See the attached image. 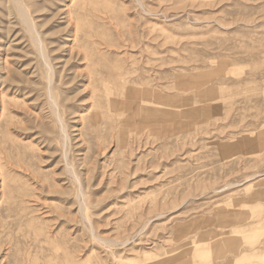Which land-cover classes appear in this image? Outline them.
Listing matches in <instances>:
<instances>
[{
	"label": "rangeland",
	"instance_id": "1",
	"mask_svg": "<svg viewBox=\"0 0 264 264\" xmlns=\"http://www.w3.org/2000/svg\"><path fill=\"white\" fill-rule=\"evenodd\" d=\"M20 1L0 264H264V0Z\"/></svg>",
	"mask_w": 264,
	"mask_h": 264
},
{
	"label": "bare ground",
	"instance_id": "2",
	"mask_svg": "<svg viewBox=\"0 0 264 264\" xmlns=\"http://www.w3.org/2000/svg\"><path fill=\"white\" fill-rule=\"evenodd\" d=\"M12 2H13V4H14V9H15V11H16V13H17V15H18V17H19V19H20V21L25 25V27H26V29H27V32H28V34H29V36H30V40H31V42H32V44H33V46L36 48V50L38 51V53L42 56V58H41V60H44L45 61V64H48V62H47V57H45V54H44V50H43V44H42V41H41V39H40V36H39V34H38V32L36 31V29H35V26L33 25V23H32V21H31V19L29 18V16H28V14H27V11H26V7H25V5L20 1V0H12ZM6 3V2H5ZM21 23V24H22ZM31 42H30V44H31ZM47 58V59H46ZM41 63V62H40ZM50 64V63H49ZM43 68H45V67H43ZM47 68V67H46ZM52 69V68H51ZM48 70V69H47ZM46 70V71H47ZM46 77V76H45ZM51 82H52V79H51ZM50 82V83H51ZM48 85V84H47ZM48 86H46V88H47ZM48 90V89H47ZM52 91V90H51ZM47 93V92H46ZM48 98H49V96H48ZM47 98V99H48ZM50 100V99H49ZM51 101V103L53 104V105H55L54 104V102L52 101V100H50ZM49 107V106H48ZM53 110V109H52ZM59 116V115H58ZM60 119V118H59ZM58 120L56 119V122H57ZM58 124V123H57ZM60 124V123H59ZM62 124V123H61ZM61 128H59V130H60ZM61 130H63V128L61 129ZM65 130V129H64ZM63 130V131H64ZM63 135L65 134V132L63 133V132H61ZM60 133V134H61ZM61 134V135H62ZM65 137V136H64ZM63 142H65L64 141V138H63ZM64 146V145H63ZM63 155V154H62ZM67 154H65L64 156H66ZM64 158V157H63ZM64 159H66V157L64 158ZM67 170V169H66ZM82 205V204H81ZM83 206V205H82ZM80 209V208H79ZM82 210H83V208H81ZM83 213V212H82Z\"/></svg>",
	"mask_w": 264,
	"mask_h": 264
}]
</instances>
